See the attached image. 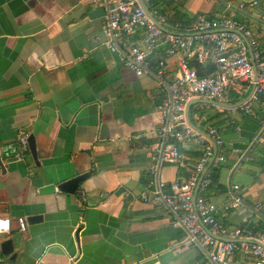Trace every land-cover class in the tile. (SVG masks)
Returning a JSON list of instances; mask_svg holds the SVG:
<instances>
[{
    "label": "crops",
    "instance_id": "crops-1",
    "mask_svg": "<svg viewBox=\"0 0 264 264\" xmlns=\"http://www.w3.org/2000/svg\"><path fill=\"white\" fill-rule=\"evenodd\" d=\"M152 1L170 29L199 15L238 20L252 29L264 59L258 27L264 0H257L258 7L253 0ZM105 20V9L91 0H0V218L10 222L0 243L13 240L12 254L0 248V264H208L197 247L179 246L185 234L171 227L169 214L138 200L162 126L161 86L151 75L137 77L107 50ZM121 41L142 46L139 33ZM161 58V52L151 57L152 68ZM165 64L170 82L175 60ZM241 100L230 105L234 111L199 104L208 111L202 118L190 107L189 121L197 129L216 127L225 144L224 163L208 169L216 181L204 198L221 208L238 186L247 210L219 217L229 228L262 230L264 142L256 139L264 96L248 115L237 106ZM21 132L34 138L37 164L29 152L15 158ZM177 146L185 164L162 165L165 183L187 178L201 152L198 145ZM82 174L88 178L79 185L80 195L58 191ZM256 204L258 212L252 210ZM33 217L40 220L29 223ZM232 264L249 261L240 253Z\"/></svg>",
    "mask_w": 264,
    "mask_h": 264
},
{
    "label": "built area",
    "instance_id": "built-area-1",
    "mask_svg": "<svg viewBox=\"0 0 264 264\" xmlns=\"http://www.w3.org/2000/svg\"><path fill=\"white\" fill-rule=\"evenodd\" d=\"M91 2L105 9L102 34L107 50L116 54L122 65L137 77L151 75L161 86L162 100L157 111L162 126L155 133L150 179L138 200L169 214L171 227L185 234L179 246L197 247L208 264H232L240 253L247 257L249 264H264V230L229 228L219 217L221 213L247 210L238 186L232 187L221 208L203 196L211 184L208 169H215L225 161V144L220 131L211 125L196 131L187 123L185 113L188 103L198 99L232 105L240 98L239 107L244 115L250 114L253 106L260 103L264 96V59L252 29L233 18L203 15L188 25L176 24L170 29L167 18L151 8V0ZM250 3L253 7L259 5L257 0ZM258 20L260 35L264 37V15ZM135 33L140 34L142 46H128L121 41ZM157 52H161L162 58L156 60L152 68L151 57ZM167 59L175 60L170 82L165 80ZM191 118L198 121L196 114ZM263 134L264 119L257 143L264 142ZM27 139L28 134L21 132L15 158L28 154ZM189 144L198 145L201 152L188 177L171 183L161 181L162 165L184 166L185 155L177 145ZM260 207L256 204L252 210L258 212ZM17 225L20 232H25L23 218L17 220ZM9 231V220L0 218V234Z\"/></svg>",
    "mask_w": 264,
    "mask_h": 264
},
{
    "label": "water",
    "instance_id": "water-1",
    "mask_svg": "<svg viewBox=\"0 0 264 264\" xmlns=\"http://www.w3.org/2000/svg\"><path fill=\"white\" fill-rule=\"evenodd\" d=\"M142 6H143L145 12L147 13V15L150 16L149 11L146 8V6H144L143 4H142ZM150 18H151V16H150ZM151 19L153 20V18H151ZM254 74L256 75L255 67H254ZM195 103L207 104V105H210V106H218V107H221V108H224V109H232V108L236 107V105L235 106L222 105V104H218V103H215V102H212V101L200 100V99L193 100V101L189 102L188 105L186 106V110H185L186 120H187V123L192 128H194L196 131H200V130L195 128L189 121V110H190V107L193 104H195ZM241 103H239L237 106L239 107L241 105ZM27 142H28L29 153H30L33 161L37 164L38 163V159H37V152H36V146H35L34 138L32 136H29V138L27 139ZM0 169H1L2 172H5V168H4V165L2 163L1 156H0ZM86 178H88V174H82V175L76 176V177H74V178H72V179L60 184L57 187V189H58L59 192L64 193V194H68V195H76L77 194V195H80V193L78 192L79 185L82 182H84L86 180ZM39 220H40L39 217H33V218H30L29 223H34V222H37ZM78 233H79V229L75 233V240H76L77 244H78ZM0 248H1V253L3 255L8 256V255L12 254V252H13V240L12 239L4 240L3 242L0 243Z\"/></svg>",
    "mask_w": 264,
    "mask_h": 264
},
{
    "label": "rangeland",
    "instance_id": "rangeland-1",
    "mask_svg": "<svg viewBox=\"0 0 264 264\" xmlns=\"http://www.w3.org/2000/svg\"><path fill=\"white\" fill-rule=\"evenodd\" d=\"M192 108L196 107L198 110L196 111L197 115L202 118L203 116L207 115L208 111L206 109V105L203 106V108H199V104L195 103L191 106Z\"/></svg>",
    "mask_w": 264,
    "mask_h": 264
},
{
    "label": "trees",
    "instance_id": "trees-1",
    "mask_svg": "<svg viewBox=\"0 0 264 264\" xmlns=\"http://www.w3.org/2000/svg\"><path fill=\"white\" fill-rule=\"evenodd\" d=\"M151 3L153 4V1L151 0ZM216 181V174L215 175H213L212 176V174H211V184H212V182H215ZM255 231L257 230H260V227H258V228H256V229H254ZM262 230H264V228H262ZM262 230H260V231H262Z\"/></svg>",
    "mask_w": 264,
    "mask_h": 264
}]
</instances>
